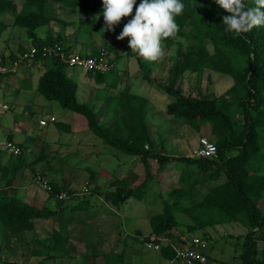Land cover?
Masks as SVG:
<instances>
[{
    "label": "trees",
    "instance_id": "trees-1",
    "mask_svg": "<svg viewBox=\"0 0 264 264\" xmlns=\"http://www.w3.org/2000/svg\"><path fill=\"white\" fill-rule=\"evenodd\" d=\"M16 1L0 0V18L3 15L12 16L11 26L24 29L27 36L33 39L36 38L35 31L38 28L49 26L53 22L64 24L56 14L57 6L69 8L72 13L83 11L88 13V16L89 14L103 16L101 0H21L19 10ZM139 2L140 0H137V5ZM181 3L184 5L183 12L175 17L179 27L176 37L161 41L162 59L167 58L166 53L173 47L175 41L184 42V47L177 50L176 59L168 69V84L161 86L164 94L171 98V102L165 107V114L181 119L187 125L196 124V127L209 125L212 134V140L209 141L216 147L215 158L168 155L163 147L164 141L159 140L155 143L151 138L149 126L145 122L147 113L145 99L131 94L128 84L124 85L117 97L107 99L109 102L111 100L116 102L113 107L114 117L108 126L100 124L98 114L93 108L77 101L76 83L66 76L68 66L57 57H43L40 54L34 56L33 61L50 62V66L38 80L37 91L47 101H57L64 110L84 117L87 132L106 146L119 154L135 157L144 164L143 176L138 177L132 170L126 172L127 175H136L135 181L130 180L129 185L121 186L123 182L121 177L114 178L109 183L110 186L107 187L109 192L104 195V201L113 207L130 199L140 200L145 194L153 181L148 169L149 159L157 162L159 166L173 161L181 165L179 182L186 187L179 185L173 188L169 196L173 197L174 201L170 203L164 200L160 212L149 219L151 231L147 241L158 245L160 240L169 236L167 232L178 226V211L184 210L190 217L186 233H180L175 241L172 239L173 242L178 241L179 245L172 243L159 247L162 259L169 263L177 262L175 249L182 248L181 245L183 247L185 244L189 245L191 240L198 236L205 243L202 255L205 256L206 262L193 264H209L210 255L207 251L212 248V241L209 242L210 238L206 235L207 229L225 223H238L247 229L242 237L241 253L238 255L240 264H264V209L261 210L258 206L264 199V27H256L247 34L235 36L225 31L226 26L222 23V17L227 13L220 9L214 0H181ZM245 4L254 7L255 0H245ZM135 7L134 5L133 13L129 17L122 18L121 23L126 24L132 18ZM90 23L92 29H89V33L98 30V23L95 21ZM5 28L6 25L0 20V34ZM56 43L64 47L62 38L59 37L36 40L33 45L40 49ZM126 48L131 53V49L128 46ZM101 51L107 54L112 68L104 73H87L98 78L113 74L110 80L114 88L119 82L114 70L117 57L110 59L109 54L114 52L117 56L116 50L111 42H104L99 53ZM65 52L72 53L67 48ZM98 54L91 57H97ZM137 59L143 71V78L150 84H155L156 79L150 77V70L161 61L158 62L159 59L141 61V57ZM204 71L229 76L232 78V85L218 97L193 96L190 92H184L181 88L183 75L199 77ZM96 99H99V95ZM57 127L59 130L67 128L64 124H58ZM16 145L21 152L17 156H9L3 169V173L6 171L4 184L0 185V232L6 231L10 234L31 232L34 230L35 220L55 216L63 224V215L67 212L75 214L88 209L90 205L88 201L74 206L69 203L83 194L70 189L67 179H62L61 186L47 179L46 171L50 172L53 167L38 173L35 178L47 181L49 190L45 191L49 198H53L59 205L68 201V206L53 211L46 204L37 207L36 202L26 203L20 199L11 189V185L15 174L28 165L25 161V150L22 145ZM49 159L61 158L41 152L34 163L46 161L49 164ZM59 172L60 170H56V174L60 175ZM89 177L92 178L93 174ZM88 193L89 196L93 195V191ZM60 194L65 197L60 199ZM213 218L216 220H212ZM201 230V235L193 234ZM48 239L50 251L66 255L67 238L62 237L59 231H54ZM144 240L145 238L141 241ZM136 243L139 242L133 241L132 244L127 240L123 242L126 247L130 244L134 246ZM87 248L90 251L82 257V264H96L95 245H89ZM102 256L103 264H120L115 263L114 259L119 256L123 260L124 252L118 256L115 253Z\"/></svg>",
    "mask_w": 264,
    "mask_h": 264
},
{
    "label": "rangeland",
    "instance_id": "rangeland-1",
    "mask_svg": "<svg viewBox=\"0 0 264 264\" xmlns=\"http://www.w3.org/2000/svg\"><path fill=\"white\" fill-rule=\"evenodd\" d=\"M16 3L20 7L21 0H17ZM69 13V9L66 8L59 7V9L56 10L59 19H63L67 22L73 21L76 25L84 19V16L80 13L76 15ZM93 16L94 15L89 14L90 18ZM98 20L104 23L103 16L100 15ZM124 25V23L120 22L115 26L114 31L108 33L104 32L102 34L99 32L101 35L99 34V36L96 37L97 34H95L96 38H90L88 41L82 34H80L78 38L82 41L85 39L86 44H91L89 46H94L100 50L102 49L100 43L102 44V40L105 39L108 42H113L118 52L125 55L127 51L126 47L128 46V38H125L123 41H118L116 39ZM52 27L56 32L59 26L51 23L47 28L41 27L38 33L40 31H47V29H51ZM85 28L89 29V27L83 25L82 29ZM14 29L24 31L22 28L18 27ZM68 31L70 33L74 32L72 27H70ZM16 34L19 37L18 33L14 35ZM13 41H16L14 36L8 38V44ZM4 43L2 37H0V47L3 46ZM183 47V41H175V44L167 51L165 56L169 57V63L164 62L163 64L167 67H171L176 59L177 50ZM131 52L133 53L132 50ZM109 56L110 59H113L111 53ZM162 57L163 55L161 54L159 59H162ZM45 62L47 64L50 63L49 60H45ZM164 65L154 70L157 74L155 77L156 80L154 82L155 84H150V86L148 82L143 80L142 74H134V69H136L137 66L132 60L130 64L120 62V67H126V72H123L121 76L123 80L122 86L128 84L135 93L142 95L150 101L149 105L152 108L149 107V110H147L148 108L146 109L147 113L145 119L150 129L151 138L155 143L159 140H163L164 150L170 156L195 157L199 148L198 140L201 137L206 138L208 141L212 140L209 125L196 127V124L194 126L187 125L181 119L166 116L164 112L165 106L166 103L171 102V98H168L161 89V86L168 84V69L166 73V66L164 67ZM32 69L33 65L30 63L16 67L13 74L4 78L0 90L1 103L6 102L7 105H10V103L19 106L22 105L21 108L15 106V110L12 114L7 111L3 112V115L0 117V139L5 136L6 132L14 128L13 123H15L18 125V128H16V137L20 140L23 135L29 136V138H31L28 144L30 145L29 151L31 149L34 150V152H26L25 154V161L30 164V167L23 177L25 183V187H23L24 191L23 193L17 192L16 195L20 199L24 196L27 202H36L37 207L43 206L44 204L42 202L48 200L49 197L45 190L34 184L35 177H37L38 173H42V171H46L47 168L53 167V170L46 172L53 176H58L56 170H60V179H67L70 189L83 194L77 197L76 200L69 202L74 206L77 203L88 201L90 205L87 210H82V212L79 213L72 214L70 211L67 212L66 216L69 218L64 219L62 225L63 229H59L60 223L57 219L49 218L45 220H35L34 230L31 232L24 234H10L6 231L0 232V264L2 262L16 264H82V257L90 251L84 244L88 246L95 245L97 251L95 257L96 264H103V254L115 253V255L118 256L121 252H124L123 260L118 256L114 259L116 261H114L115 263L169 264V262L161 258L156 248L159 250L158 247H160L163 242L165 244H176L173 240H176L179 233H186V225L190 222L189 214L184 210H181V212L178 211V226L171 232H167L169 236L160 240L162 242L158 245L148 243L147 241V236L151 231L149 219L151 216L160 212L164 200L170 203L174 201L173 197L170 198L169 196L173 188L179 187V185L186 187L179 182L182 173L179 169L181 165L173 161L159 166L157 162L149 159L148 169L150 175L153 177V181L145 194H143L140 200L130 199L125 203L119 204L117 207H113L110 203L104 201V195L109 192V188H107L110 186L109 183L114 178L121 177L123 181L121 186L129 185L130 180L135 181L136 175L139 177L145 174L144 164L123 154H119L109 146H106L97 137L87 132V124L84 117L71 111L64 110L57 101L45 100L41 94L36 92V89H34L35 91H19V86L23 85V78L25 76L27 77ZM68 72L71 74L72 71L68 70ZM77 77L79 76L77 75ZM107 77L109 80L113 77V74H109ZM92 80L94 81L93 85L96 86L95 80ZM231 85L232 78L229 76L209 71H204L199 77L184 74L181 81V88L183 91L186 93L190 92L193 96L218 97ZM90 86L91 85L88 86V97H92L93 95V90H90L92 89ZM33 98L35 100V105L44 108L42 114L47 113L49 117H56L58 124H64L70 127L68 128L70 132L59 131L53 123L47 124L48 126L46 127H40L37 121V113L31 118L25 116L22 108L26 103L30 105ZM80 100L81 97L79 95L78 102L82 103ZM22 101H24V103ZM91 104L92 102L88 105L91 106ZM96 112L98 114L99 123H105L107 125V123H109L108 117H101L104 112L101 109H97ZM44 119H47L45 115ZM22 129L27 131L23 133V135L20 134ZM49 139L51 141L56 140L59 144L62 143V145L59 146H55V144L46 146V149H54V153L51 155L61 159H49V164L46 161L34 163L35 156L40 146L43 144L41 141L48 142ZM59 147L61 149L58 153L57 148ZM158 147L162 148L161 145H158ZM89 154L91 156L90 159H88ZM8 158L9 156L6 155L4 159H1L2 163H6ZM89 170H91L92 173ZM130 170L136 173V175H127L126 172ZM90 174H93L92 178L89 177ZM197 183L198 185L200 184V179L197 180ZM1 186H3V184H1ZM88 191H93V195L89 196L90 194ZM67 203L68 201L66 204ZM258 206L261 210L264 209V199L259 202ZM212 220H216V218ZM55 229L56 231L60 230L63 232V235L69 236L70 240L68 241L66 255L55 253L49 249L48 238L52 236ZM245 232H247V229L238 223H226L218 225L216 228H209L208 234L210 238H212L211 246L214 248L209 251L211 259L214 260V262L217 260L218 262L223 261L228 264H240L238 255L241 253L242 237ZM193 234L201 235L202 230L196 231ZM228 236L233 237L228 238ZM125 237H127V239ZM223 237L224 239L221 240ZM143 238H145V240L141 241ZM125 239L131 244L133 241H138L139 243H136L134 246L130 244V246L126 247L123 244V242L126 241ZM140 241L143 244H141ZM179 244L180 243H178V245ZM181 246L183 247V245ZM186 246H188V244H185V247ZM217 248H224V255L218 253L216 250Z\"/></svg>",
    "mask_w": 264,
    "mask_h": 264
},
{
    "label": "crops",
    "instance_id": "crops-1",
    "mask_svg": "<svg viewBox=\"0 0 264 264\" xmlns=\"http://www.w3.org/2000/svg\"><path fill=\"white\" fill-rule=\"evenodd\" d=\"M21 5H22V3L20 4V7H21ZM20 7L17 4L18 10L20 9ZM59 7L65 8L63 6H57L55 11L57 9H59ZM66 9H69V8H66ZM69 11H70L69 14H73V15L74 14L76 15L78 13L82 14V16H84L83 21H80V23L76 25V23L73 22V21L67 22V21H64L63 19H61L64 24H62L60 22H58V23L53 22L54 24L59 26L58 30L56 32L54 31V29L52 27L51 29H47V31H44V32L40 31L38 33V31L40 30V28H38L35 31L36 32V38H34V39L33 38H29L27 36V33H26V31L24 29H23L24 31H18V30L14 29L15 27L11 26V22L13 21V17L12 16L3 15L0 18L1 22L6 25V28L0 34V37H2V41L5 42L4 45L0 47V59L2 60L3 66L5 68V73L3 75V81H4V78L6 76L11 75V74H13L15 72L16 67L24 65V64H27V63H30L31 65H33V69H32V71L30 72V74L27 77L25 76L23 78V80H24L23 81V85L19 86V91H21V90H25V91H32L33 90V91H35L34 89H36V92L39 93L37 91L38 80L43 75V73L47 70V68H48V66H50V64H47L45 61H42V60H38V61H33V60L25 61L24 60V62L21 61V55L26 53L29 50L30 47H32V46L34 47L33 44H34V42L36 40H43V39H45L47 37H50L52 39H55V38L59 37V38H62V43H63L64 47L69 49L75 55L82 56V57H87V56L91 57V56L97 55L99 53L100 49H98V48H96L94 46H89L91 44H88V43L86 44L85 43V39L82 41L78 37L80 36V34H82L83 36H85L86 40L88 41V39H90V38L95 39L97 36H99L100 29L103 27V24H104V23H102V21H99L98 19H96V17L100 16V15L91 14V15H94V16L92 18H90L88 16V13H84L83 11H78L76 13H72L70 9H69ZM7 18H10V19H7ZM90 21H95L96 23L99 24L98 30H93L91 33H89V31H90L89 29L92 26ZM88 23H89V26H88ZM75 25H76V27H75ZM83 25L89 27V29L88 28L82 29ZM47 27L48 26H45L44 28H47ZM70 27L73 28V30H74L73 33H70L68 31V29ZM15 33H18L19 37H18L17 34L14 35ZM102 33L103 32H101V34ZM105 33H108V32H105ZM95 34H97L96 37H95ZM11 36H14L16 38V41L10 42L8 44V38L11 37ZM104 42L109 43L108 41L103 39L102 40V44L100 43L101 48H102ZM111 43L113 44V42H111ZM113 47L116 50V55H117V56H115L114 52H110L112 54L113 58L117 57L115 59V68H114L116 73L115 72H113V73H115V77H117V79L119 80L118 85L116 87H114V88L112 87V80H110V79L108 80L107 75H105L104 77L98 78L95 75L90 76L87 72H84L82 69H79V68H69L68 67L66 69V76L76 83V99H77V101H78L79 95H80V97H81L80 101L82 103L88 105V104H90L92 102L91 107L93 108L94 112H96L97 109H99V110L101 109L104 112L101 117H103V116H105V117L107 116L108 117L109 123H107V126L110 124V122L112 121V119L114 117V115H113V107L116 104V102H114V100H111L109 102V100H107V99L110 98V97H117L119 95V93L122 92V90L124 88V86H122L123 80H122L121 76H122L123 72H126L125 71L126 67H120V62H124V63H129L130 64L131 60H132V62L135 63L136 66H137V68L134 69V72H135L134 74L135 75L142 74V78H143V71L141 70V68L139 66V63H138V59H137V57H140V56L138 54L136 55L135 52L129 53L128 50L126 51L125 55H122L121 53L118 52V49L116 48L115 44H113ZM168 59H169V57H167L165 59H159L158 60V62L161 61L160 63H158L159 65L155 66L154 68H152L150 70V74L149 75H150V77L152 79H155V77L157 75L154 72V70H156L159 66L164 65L163 64L164 62H168ZM141 61H144V59L141 58ZM165 66L166 65H164V67ZM167 69H169V67L166 66V73H167ZM68 70L72 71L71 74H69ZM35 75H36V81H35ZM77 75L79 77H77ZM92 79L95 80V85L96 86L93 85L94 81ZM143 80H145V79L143 78ZM3 81H2V83H3ZM35 82H36V86H35ZM89 85H91L90 87H92V89H90V90L91 91L93 90L92 97H88V86ZM149 85H150V83H149ZM130 93L134 94V95H137L138 97H143L142 95H138L137 93H135L133 91L132 87H130ZM97 94L99 95V99H96V97L98 96ZM143 98L145 99L146 109L148 108L147 110H149V107H150V105H149L150 103L149 102L150 101H148L145 97H143ZM0 99H1V97H0ZM34 101L35 100L33 98V100L30 102V105L28 103H26L24 105V107L22 108L23 112H24L23 114L25 116H27L28 118L29 117L31 118V117H34L35 114L37 113V117H38L37 121L39 123L40 120L44 119V115L46 117H49L48 116L49 114H47V113L42 114V111H43L44 108L35 105ZM22 102L24 103V101H22ZM88 102H90V103H88ZM168 103H170V102H168ZM168 103H166V105ZM0 104L7 105L6 102H3V103L0 102ZM7 106H8V111L7 112L12 114V112L15 110V106H19V105H16L14 103H12V104L10 103V105H7ZM19 107L21 108L22 105H20ZM150 108H152V107H150ZM39 111H41V112H39ZM2 115H3V113H2ZM50 116H51V114H50ZM51 117H53V116H51ZM55 119H56V121L53 124H55L56 128L58 129V127H57L58 121H57L56 117H55ZM145 122H146V119H145ZM13 124H14V128L12 130H10L11 132L10 131L6 132L5 136H3V138H1L0 141L10 139L15 144L22 145V147L25 150V152H31V151L34 152V150H32V149L29 151V149H30L29 146L30 145H28V144L30 143L31 138H29V136H27V135L26 136L23 135V133H26L27 131H24V129H22L20 134L23 135V136L19 140L16 137L17 136L16 135L17 134L16 128H18V125L15 124V123H13ZM100 124L106 125L105 123H100ZM46 126H48V125H46ZM46 126H40V127H46ZM66 127L70 128L68 126H66ZM67 128H62L61 130H59V129L58 130L59 131L70 132V131H67ZM41 143H43V144H42V146H40V149H39L37 155L35 156V159L37 157H39V154L41 152H44V154H49V153L52 154V153H54L53 152L54 149H52V150L51 149H46L47 148L46 146L53 145V144H55V146L62 145V143L59 144L58 141H56V140H52L51 141L50 139L48 140V142L41 141ZM60 149H61L60 147L57 148V152L58 153L60 152ZM157 151H160V150H157ZM6 155L7 154L0 155V185L4 184V182H3L4 173H6V171L3 173V169H4L6 163H2L1 159H4V157ZM8 156H10V155H8ZM89 156H90V154L88 155V159L91 158V156L90 157ZM127 157H129V156H127ZM129 158H132L133 160H136L135 157H129ZM7 160H6V162H7ZM27 164H29V163H27ZM29 167H30V164L27 167L24 166L22 169H20L15 174V179L12 182L11 189L14 190L16 193L17 192H22L23 193V191H24L23 187H25V183H24L23 177H24V174H26L25 172L27 171V169H29ZM7 174H8V176L10 175L9 171L7 172ZM45 175H46V177H47V179L49 181H51V182L54 181V182H56V184L58 186H61L63 181L60 179V175L59 174H58V176H55V175L53 176L51 174H48V172H47V174H45ZM50 176H52V177H50ZM22 200L24 202H26V203H30V202L25 201V197L24 196H22ZM42 203L46 204V206L49 207L53 211H59V207L63 208L64 206H68L70 202L67 203V204L62 203V205L61 204L59 205V203H57L53 198H49L48 200H46V201H44ZM52 205H53V207H52ZM54 218L58 220V217L55 216ZM65 218H69V217H67L66 214H64L63 215V219H65ZM43 220H45V219H43ZM58 222L60 223V228L59 229H63V227H62L63 224H61V222L59 220H58ZM217 226H214V227L216 228ZM208 230L209 229H207V231H206L207 232L206 235H207V237L210 238V235L208 234ZM54 231H56V229ZM57 231H59V233L61 234L62 237L67 238L68 241L70 240L68 235H66V236L63 235V232H61L60 230H57ZM204 234H205V232H204ZM196 237H198V236H196ZM229 237H233V236H228V238ZM223 239H224V237L221 238V240H223ZM211 241H212V238L209 239V242H211ZM177 242L178 241H176L175 243H177ZM164 244L165 243L163 242L161 245H164ZM84 246L87 248L88 245L84 244ZM213 249L214 248H211L210 250L207 251L209 255H210L209 251H211ZM216 250L221 255H224V248H217ZM156 251H159V250L156 248ZM208 262H209V264H228V263L223 262V261L218 262L217 260L214 262V260H212L211 257H209ZM169 264H183V263L174 261V262H171Z\"/></svg>",
    "mask_w": 264,
    "mask_h": 264
},
{
    "label": "clouds",
    "instance_id": "clouds-1",
    "mask_svg": "<svg viewBox=\"0 0 264 264\" xmlns=\"http://www.w3.org/2000/svg\"><path fill=\"white\" fill-rule=\"evenodd\" d=\"M103 27L100 32H112L122 18L135 14L124 25L118 41L128 38V48L145 61H156L162 54L161 41L174 38L179 31L175 17L183 12L181 0H101ZM227 15L222 17L225 31L241 36L256 27H264V0H255L248 7L245 0H214ZM99 19V16L96 17Z\"/></svg>",
    "mask_w": 264,
    "mask_h": 264
},
{
    "label": "built area",
    "instance_id": "built-area-1",
    "mask_svg": "<svg viewBox=\"0 0 264 264\" xmlns=\"http://www.w3.org/2000/svg\"><path fill=\"white\" fill-rule=\"evenodd\" d=\"M40 54L43 57L53 56L59 58V60L67 65L69 68H79L85 72H100L104 73L112 68L109 64V59L107 54L101 51L97 57H82L75 55L73 53L67 54L65 48L56 43L52 46H44L40 49L36 47H30L29 50L21 55L22 61H31L34 56ZM5 73V68L3 66L2 60L0 59V89L2 86L3 75ZM8 111V106L0 104V116L3 112ZM56 119L54 117H47V119H42L39 121L40 126H46L48 123H54ZM198 150L196 156L203 158H215L216 157V147L213 143L208 141L206 138H200L198 140ZM19 147L9 140L0 141V155H13L17 156L20 154ZM34 184L43 190H49L47 181L44 179L36 178ZM85 190V189H84ZM63 194L59 195V198H64ZM205 248V243H203L199 238H193L190 244L186 247L175 249V259L177 262L183 264H193L194 262L205 263L206 258L202 255V251Z\"/></svg>",
    "mask_w": 264,
    "mask_h": 264
}]
</instances>
